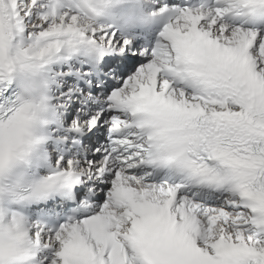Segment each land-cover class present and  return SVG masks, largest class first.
<instances>
[{
  "label": "snow or ice",
  "instance_id": "obj_1",
  "mask_svg": "<svg viewBox=\"0 0 264 264\" xmlns=\"http://www.w3.org/2000/svg\"><path fill=\"white\" fill-rule=\"evenodd\" d=\"M152 16L0 0V264H264V0Z\"/></svg>",
  "mask_w": 264,
  "mask_h": 264
},
{
  "label": "bare ground",
  "instance_id": "obj_2",
  "mask_svg": "<svg viewBox=\"0 0 264 264\" xmlns=\"http://www.w3.org/2000/svg\"><path fill=\"white\" fill-rule=\"evenodd\" d=\"M49 4L56 8V15L57 16H63L65 13H69L70 15H76L77 21L80 25V27L84 28L85 30H90L92 28H96L99 26H108L109 24L102 23L98 19L94 18H86L83 15H80L74 11L69 10L68 8L62 6V5H56L54 3V0H49ZM21 78L25 81L23 75H21Z\"/></svg>",
  "mask_w": 264,
  "mask_h": 264
},
{
  "label": "rangeland",
  "instance_id": "obj_3",
  "mask_svg": "<svg viewBox=\"0 0 264 264\" xmlns=\"http://www.w3.org/2000/svg\"><path fill=\"white\" fill-rule=\"evenodd\" d=\"M52 9H54V10H55V12H56V8H54V7L52 6Z\"/></svg>",
  "mask_w": 264,
  "mask_h": 264
}]
</instances>
